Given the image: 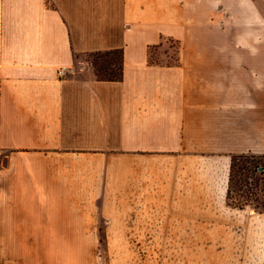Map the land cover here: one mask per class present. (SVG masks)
Listing matches in <instances>:
<instances>
[{"label":"crops","instance_id":"obj_1","mask_svg":"<svg viewBox=\"0 0 264 264\" xmlns=\"http://www.w3.org/2000/svg\"><path fill=\"white\" fill-rule=\"evenodd\" d=\"M116 48L98 79L83 56ZM242 154L264 0H0V264H264V210L227 203Z\"/></svg>","mask_w":264,"mask_h":264},{"label":"rangeland","instance_id":"obj_2","mask_svg":"<svg viewBox=\"0 0 264 264\" xmlns=\"http://www.w3.org/2000/svg\"><path fill=\"white\" fill-rule=\"evenodd\" d=\"M178 45L179 40L176 38H162L161 42L151 46L148 57L154 63H174L177 60ZM92 57V53L83 56L90 64ZM228 202L243 203L255 210H264V156L252 157L246 154L245 157L236 158ZM101 247L105 256H108V246Z\"/></svg>","mask_w":264,"mask_h":264},{"label":"trees","instance_id":"obj_3","mask_svg":"<svg viewBox=\"0 0 264 264\" xmlns=\"http://www.w3.org/2000/svg\"><path fill=\"white\" fill-rule=\"evenodd\" d=\"M152 46V45H151ZM151 48V47H150ZM91 64L94 68V73L98 79L102 80H113L117 81L122 78V59L123 50L122 48H116L105 51L92 52ZM149 62L154 63L150 59ZM246 154L235 155L232 157L231 170L229 175L228 191H227V203L233 206L242 207L244 204H231L228 202V195L230 191L232 175L234 172V164L237 157H245ZM255 157L254 155H251ZM251 163V162H250ZM244 168H247L244 166ZM262 210V209H261Z\"/></svg>","mask_w":264,"mask_h":264},{"label":"built area","instance_id":"obj_4","mask_svg":"<svg viewBox=\"0 0 264 264\" xmlns=\"http://www.w3.org/2000/svg\"><path fill=\"white\" fill-rule=\"evenodd\" d=\"M57 72H58L59 74L64 73V72H65V67H64V68H59V69L57 70Z\"/></svg>","mask_w":264,"mask_h":264}]
</instances>
